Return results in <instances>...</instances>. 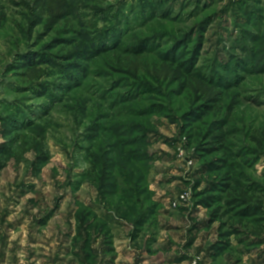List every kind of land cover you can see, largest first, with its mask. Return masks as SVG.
Wrapping results in <instances>:
<instances>
[{"label": "rangeland", "instance_id": "1", "mask_svg": "<svg viewBox=\"0 0 264 264\" xmlns=\"http://www.w3.org/2000/svg\"><path fill=\"white\" fill-rule=\"evenodd\" d=\"M114 255L264 264V0H0V262Z\"/></svg>", "mask_w": 264, "mask_h": 264}, {"label": "crops", "instance_id": "2", "mask_svg": "<svg viewBox=\"0 0 264 264\" xmlns=\"http://www.w3.org/2000/svg\"><path fill=\"white\" fill-rule=\"evenodd\" d=\"M113 251H115V250H113ZM119 256H120V255H119ZM112 258H113V259H112V264H117L118 260H120V257L116 260V258H117L116 255H114ZM105 263H106V262H105V260H103V257H102V263H100V264H105ZM0 264H5V262H0Z\"/></svg>", "mask_w": 264, "mask_h": 264}, {"label": "trees", "instance_id": "3", "mask_svg": "<svg viewBox=\"0 0 264 264\" xmlns=\"http://www.w3.org/2000/svg\"><path fill=\"white\" fill-rule=\"evenodd\" d=\"M143 49V46H141V48L139 50H142ZM251 209L247 208L246 211L243 213V214H248L250 213ZM105 264H108V263H105Z\"/></svg>", "mask_w": 264, "mask_h": 264}]
</instances>
